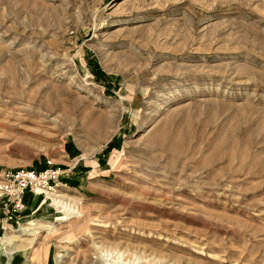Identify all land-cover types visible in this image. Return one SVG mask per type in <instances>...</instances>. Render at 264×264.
I'll return each mask as SVG.
<instances>
[{
	"label": "rangeland",
	"instance_id": "rangeland-1",
	"mask_svg": "<svg viewBox=\"0 0 264 264\" xmlns=\"http://www.w3.org/2000/svg\"><path fill=\"white\" fill-rule=\"evenodd\" d=\"M122 1L0 0V264H264V0Z\"/></svg>",
	"mask_w": 264,
	"mask_h": 264
},
{
	"label": "built area",
	"instance_id": "built-area-1",
	"mask_svg": "<svg viewBox=\"0 0 264 264\" xmlns=\"http://www.w3.org/2000/svg\"><path fill=\"white\" fill-rule=\"evenodd\" d=\"M59 179L58 170L46 168L42 171L17 170L10 171L4 176L2 181V194L12 202V214L19 211L21 198L27 190H48L53 184H57ZM11 214V215H12Z\"/></svg>",
	"mask_w": 264,
	"mask_h": 264
},
{
	"label": "bare ground",
	"instance_id": "bare-ground-1",
	"mask_svg": "<svg viewBox=\"0 0 264 264\" xmlns=\"http://www.w3.org/2000/svg\"><path fill=\"white\" fill-rule=\"evenodd\" d=\"M133 2H134V0H124L119 5L123 6V7H126V6H129V5H132ZM53 190H54V188H51V189H48V190H37V191L40 192L41 194H46V197L51 200L52 204L56 207V209L59 211V213L62 214L63 216L66 215L67 213H70V214L77 213V211L73 207H70L69 204H67L66 202H64L62 200L61 197L63 195L59 194L58 191H53ZM45 191H53V192L46 193ZM60 218H62V217H60ZM9 238L10 237L5 236L6 240H9Z\"/></svg>",
	"mask_w": 264,
	"mask_h": 264
}]
</instances>
